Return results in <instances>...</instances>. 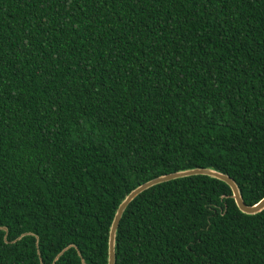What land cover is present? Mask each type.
<instances>
[{
	"label": "trees",
	"instance_id": "obj_1",
	"mask_svg": "<svg viewBox=\"0 0 264 264\" xmlns=\"http://www.w3.org/2000/svg\"><path fill=\"white\" fill-rule=\"evenodd\" d=\"M194 167L264 196V0H0V264H105ZM114 264H264V208L154 184Z\"/></svg>",
	"mask_w": 264,
	"mask_h": 264
},
{
	"label": "water",
	"instance_id": "obj_2",
	"mask_svg": "<svg viewBox=\"0 0 264 264\" xmlns=\"http://www.w3.org/2000/svg\"><path fill=\"white\" fill-rule=\"evenodd\" d=\"M206 175L209 177H213L216 179H219L223 181L230 189V196L234 201L235 206L237 209L245 214H254L259 211H261L264 208V196H262L257 202L251 205H247L243 202L240 191L236 185V183L226 174L219 172L217 170H214L209 167H194L184 170H178L175 172L166 173L163 175L156 176L154 178H151L145 182H142L141 184L137 185L133 189H131L127 194L124 195V197L120 200L118 205L115 208L114 214L112 216L108 233H107V247H106V263L105 264H114V238H115V231L117 228V224L119 221V218L125 209L126 205L141 191L144 189L160 183L167 180H171L174 178L184 177V176H190V175ZM19 238V237H18ZM63 248L60 252H58L52 261H54L59 254H61L64 250ZM39 263L41 264L40 260Z\"/></svg>",
	"mask_w": 264,
	"mask_h": 264
}]
</instances>
